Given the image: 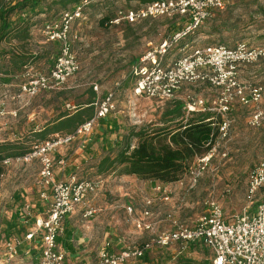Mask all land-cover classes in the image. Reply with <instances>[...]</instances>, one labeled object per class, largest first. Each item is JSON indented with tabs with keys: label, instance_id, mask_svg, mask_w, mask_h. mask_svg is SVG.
<instances>
[{
	"label": "rangeland",
	"instance_id": "1",
	"mask_svg": "<svg viewBox=\"0 0 264 264\" xmlns=\"http://www.w3.org/2000/svg\"><path fill=\"white\" fill-rule=\"evenodd\" d=\"M17 1L0 0V4L4 3L9 8ZM51 1L47 0L45 6ZM234 2L231 0V3ZM261 4L264 7V0ZM141 6L137 1L128 0L93 1L86 9L85 17L82 16L72 25V33H78L80 38L73 43L79 71L62 88L40 92L35 97L23 95L21 86L28 81V73L49 72L59 48L46 40L43 28L47 22L59 21L65 9L57 4L52 6L51 11L45 10L35 17L27 40L15 38L16 32L11 34L0 45V143H16L26 149L34 147L42 142L36 133H40L60 113L74 112L77 105L89 99L91 90L96 93V102L109 91L115 92L117 112L108 120L117 121L121 126L118 134L122 136L134 128L136 131L143 129L152 132L173 129L183 118L186 122L192 113L187 108L190 102L188 96L202 99L208 105L217 100L219 93L207 84H201L186 86L178 101L164 104L147 98L130 101L135 65L146 53L157 49L165 39L171 37L182 24L178 18H156L134 25H128L125 21L100 25L103 17L115 18L121 11L139 9ZM71 8L70 4L66 9ZM244 9L239 6L234 15L243 13ZM229 13H217L195 35L172 48L166 60L181 57L196 46L233 47L237 42H246L253 47L264 46V13L255 15V22L237 33L217 27V19L220 16L226 18ZM23 15L28 19L29 14ZM10 21L15 27L21 26L17 14H13ZM186 45L189 47L181 52ZM22 57L26 66L20 69ZM6 79L11 81L5 83ZM239 81L244 85L258 86L264 92V61L242 66ZM95 87L98 89L95 90ZM178 103L183 105V117L171 123L169 120L175 115L170 113L175 112ZM230 117L233 121L230 135L225 139L219 136L211 163L199 173L198 167L201 165L198 160L201 157H197L179 182L166 187L169 195L164 194L165 189L159 194L150 180L123 175L120 167L108 174L97 173V166L105 156L101 143L103 125L108 120L100 122L84 144L75 142L60 149L55 155L56 181H68L76 176L81 180L99 182L97 192L88 198V205L96 211V215L83 219L82 210L79 209L67 219V233L59 245L66 253L65 264H96L105 249L121 253L151 240L154 234L137 227V222L143 218L142 213L150 207L145 204L149 198H154L156 202L152 212L158 233L173 230L175 225L193 227L207 212L205 203L209 199L220 204L227 220L242 214L249 206L254 212L264 202V193L260 192L250 204L246 199V190L250 170L264 161V128H250L246 121L247 111L240 106L233 108ZM109 137L114 142L117 135ZM132 142L135 147L137 140ZM62 159L65 164H60ZM192 170H196L197 177L190 173ZM39 171L38 161L13 163L7 167L0 181V240L24 237L27 229L24 222L28 218L22 211L25 204L29 205V212L33 215L43 214L50 207L52 194L39 187ZM43 192H46L44 199ZM165 195L169 196V201L163 200ZM129 206L133 208L132 214H129ZM10 222L16 225L13 229L7 226ZM68 244L72 245V249L68 248ZM179 251V247L154 249L145 258L128 264H177L182 260L211 263L212 260L211 251L197 243L187 246L181 255Z\"/></svg>",
	"mask_w": 264,
	"mask_h": 264
},
{
	"label": "built area",
	"instance_id": "2",
	"mask_svg": "<svg viewBox=\"0 0 264 264\" xmlns=\"http://www.w3.org/2000/svg\"><path fill=\"white\" fill-rule=\"evenodd\" d=\"M84 4L89 2L85 0ZM223 9L224 0H161L139 9L119 12L111 24L125 21L134 25L150 19H173L178 16L186 19L183 28L165 39L157 49L146 53L135 65L130 101L147 98L161 104L169 103L177 100L186 86L207 84L219 93L217 100L208 105L202 99L196 100L188 96L190 102L187 103V108L189 112H217L221 116L219 131L223 139L230 135L233 123L230 115L238 104L250 109L246 118L250 128H264L262 88L244 85L239 81L242 66L264 60V46L253 47L246 42H239L234 48L222 45L196 46L181 57L166 63L172 48L195 35L200 27L213 17L215 11ZM82 16V9L78 7L73 11L64 12L59 21L44 26L43 35L46 40L60 44L59 54L48 73H28V81L21 86L23 95L35 97L40 92L60 89L79 71V63L73 53V43L80 38L78 33H72V25ZM188 47L186 45L180 51L185 52ZM97 89L98 87H95V90ZM115 112V92L109 91L103 99L95 103L94 117L80 125L73 133L56 134L50 140L35 146L27 155L3 161L5 166L38 161V185L51 192L52 202L46 212L37 215L30 213L29 205L25 204L22 210L28 217L24 222L27 228L25 235L23 238L0 240V264H22L21 250L25 243H30L37 253L36 258L28 264H65L66 253L60 248L58 238L66 232L67 219L77 210H82L83 219L96 215V211L88 205V198L97 192L99 182L81 180L76 176H72L68 181H56L55 155L68 145L85 141L100 121ZM215 146L210 153L198 160L201 165L198 167L199 173L211 163ZM195 171L190 173L197 177ZM156 191L160 193L163 189L158 187ZM260 192L264 193V161L256 164L249 172L247 201L253 203ZM42 198H46V192L42 193ZM164 200L169 201V196H165ZM146 205L151 206L152 201H147ZM206 207L207 212L193 227L175 225L173 230L160 233L155 231L157 222L154 214L146 209L143 218L137 222V227L141 231H149L154 237L121 253H112L105 249L96 264H128L144 258L154 249L172 247H179L178 254L181 255L187 246L196 243L211 251V264H264V202L258 205L254 212L251 206L246 207L242 214L234 216L231 220L226 219L222 207L215 200H207ZM128 211L129 214L133 212L131 208H128Z\"/></svg>",
	"mask_w": 264,
	"mask_h": 264
},
{
	"label": "trees",
	"instance_id": "3",
	"mask_svg": "<svg viewBox=\"0 0 264 264\" xmlns=\"http://www.w3.org/2000/svg\"><path fill=\"white\" fill-rule=\"evenodd\" d=\"M84 1L85 0H52L49 5L45 6L47 0H18L15 5L9 8L4 5V3L0 4V45L11 34H15V32V38L18 40L24 41L29 39L30 29L33 26L31 22L33 19L42 15L45 10L48 12L51 11L52 6L57 4L63 6L65 9L61 13V16L64 12L73 11L74 9L81 7L82 15L85 17L86 9L91 6V3L95 0H87L89 4L86 5L84 4ZM128 1H137L142 5L140 7L142 8L161 0ZM233 1L235 2L231 3V0H224V9L214 12L213 17L217 13L230 11L226 18L220 16L217 19V27L219 29L223 28L227 31L237 33L238 31L244 30L245 28H248L250 25H252L255 22V15H261L264 13V7L261 4L263 0ZM70 4L72 5V8L66 9ZM239 6L245 8L243 13L239 15L237 13V15H234L235 12H238ZM13 14L18 15V20H20L21 23L20 27H15V24L10 21V17ZM23 14H29L28 19H25ZM244 16H246V19H244ZM175 18H178L179 21L182 22L180 28L178 29L180 30L185 25L186 19L179 16ZM114 19H116V17L111 19L109 17H103L100 20V25H111V21ZM48 23L51 22H47L45 25ZM203 25L200 27V29L203 27ZM50 43L58 45V48H60V44L58 42ZM223 44H226V42H223ZM235 46L226 47L234 48ZM23 60L24 57L21 58L22 62L19 66L20 69L26 66V62ZM10 81V79L4 80L5 83H9ZM174 101H178V99ZM95 103L96 93L91 90L89 99L85 103L77 105L74 112L70 113L68 111H64L60 113L58 117L48 123L40 131V133H36L38 134L37 136H40L42 141L37 145L50 140L52 138L51 135L54 136V134L58 132H64V134L73 133L80 125L91 120L95 115ZM237 106L245 109V111H247V116L250 114V109L248 107H244L240 104ZM182 109L183 105L178 103L175 107V112L170 113L175 116L169 120V122L172 123L176 118L183 117ZM190 115V119L184 122L183 118L182 121L176 123V126L173 129L165 128L157 131L147 132L143 129L136 131L134 128L124 136L118 134L121 130V126L118 125L117 121L108 120L104 124L105 132L103 133V141L101 143V149L105 156L101 159L97 166V173L99 175L108 174L112 171H116L117 167H120L123 175H135L143 180L157 181L162 184L179 182L183 175L189 171L191 167L190 165L197 157H203L212 151L217 139L220 136V115L211 112H192ZM102 121H105V119ZM112 134L117 135L114 142L109 137V135ZM134 139L137 140V145L135 147L132 146V141ZM34 147L26 149L16 143H0V181L8 167L3 164V161L6 159L23 157L30 153ZM7 226L8 228L13 229L16 225H12L10 222ZM63 235L58 238V243L62 242ZM68 248L72 249L71 244H68ZM177 264L211 263L182 260L180 262L178 261Z\"/></svg>",
	"mask_w": 264,
	"mask_h": 264
},
{
	"label": "crops",
	"instance_id": "4",
	"mask_svg": "<svg viewBox=\"0 0 264 264\" xmlns=\"http://www.w3.org/2000/svg\"><path fill=\"white\" fill-rule=\"evenodd\" d=\"M168 62H170L169 60H167L166 61V63H168ZM116 102V101H115ZM116 113V112H115ZM115 113H112L109 117H111L113 114H115ZM108 117V118H109ZM108 118H106L105 119V121H107L108 120ZM100 122H104V121H100ZM99 122V123H100ZM99 123L96 125L97 127L99 126ZM96 128V127H95ZM94 128V129H95ZM105 132V130H104V125H103V133ZM92 135H93V133H92ZM91 135V136H92ZM87 140H89V138L88 139H86L85 141H78V142H80L81 143V145L82 144H84L85 142H87ZM102 141H103V136H102ZM61 162L62 163H60V164H65L64 163V160L62 159L61 160ZM58 181H62V180H58ZM150 183H152V184H155V188H154V190H156V188H158V187H160V188H162V189H165V191L166 192H164V194H167V195H169L168 193H167V188L166 187H168V186H171L172 184H175V183H170V184H162V183H160V182H157V181H149ZM160 194V193H159ZM166 196V195H165ZM165 196H163V200H164V198H165ZM146 202L147 201H152V205L149 207V210L152 212L153 211V206H156V202H155V200H154V198H149V199H146L145 200ZM146 202H145V204H146ZM207 202V201H206ZM205 205H206V203H205ZM129 208H132V207H130L129 206ZM133 209V208H132ZM153 214H154V212H152ZM142 215H143V213H142ZM154 216H155V214H154ZM59 245H61L60 243H59ZM72 246V245H71ZM36 250H34V248H33V246L30 244V243H25L24 245H23V248H22V250H21V257H22V259H23V263L22 264H28L30 261H32V260H34L36 257V255H37V253L35 252Z\"/></svg>",
	"mask_w": 264,
	"mask_h": 264
}]
</instances>
